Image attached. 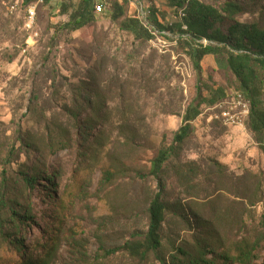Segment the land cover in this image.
Segmentation results:
<instances>
[{"label": "rangeland", "instance_id": "1", "mask_svg": "<svg viewBox=\"0 0 264 264\" xmlns=\"http://www.w3.org/2000/svg\"><path fill=\"white\" fill-rule=\"evenodd\" d=\"M37 1L0 0V264H162L178 249L240 264L245 243L255 246L249 264H264V130L251 131V99L225 55L205 56L197 72L170 0H121L147 40L119 27L111 0L76 31L63 27L67 1ZM198 1L237 3L235 21L264 29V0ZM228 24L215 27L225 34ZM198 102L189 136L165 164L161 248L134 257L124 245L147 231L158 192L152 160ZM257 107L264 111L263 94Z\"/></svg>", "mask_w": 264, "mask_h": 264}, {"label": "trees", "instance_id": "2", "mask_svg": "<svg viewBox=\"0 0 264 264\" xmlns=\"http://www.w3.org/2000/svg\"><path fill=\"white\" fill-rule=\"evenodd\" d=\"M35 0H23L24 5ZM49 0H44L47 3ZM63 13H69V20L63 25L68 31L79 30L95 21L96 7L103 5L104 0H63ZM126 1V0H122ZM172 6L181 10L183 25L177 24L175 27L182 33H187L191 38L188 44V55L197 72L201 71L200 62L208 55H222L226 57V65L238 80L243 92L250 101L249 118H251L250 129L258 136H262L264 130V111L257 107V96L264 95V29L254 24H242L234 20V17L242 12L237 3L226 2L221 9L205 5L198 0H170ZM111 17L114 21L121 20L119 27L136 39L147 40L152 37L149 29L144 26L136 17H126L121 0H111ZM70 11V12H69ZM147 21L158 26L156 18L152 14ZM228 21L226 33L223 34L216 24H223ZM201 39L210 42L221 43L222 46L195 45ZM219 97H212L210 104H213ZM202 102L196 105L191 104L182 116V125L174 133L170 146H162L158 150L156 157L152 160L149 175L157 183L158 192L150 201L148 206V227L140 241L126 243L124 247L134 257L145 256L149 252H157L161 248V230L165 222L167 206L162 200L165 189L163 172L165 164L175 154L177 149L183 144L190 133V122L199 114V107ZM262 137L258 138V141ZM261 141V140H260ZM259 141V142H260ZM35 182V178L25 180L30 186ZM2 184H0L1 186ZM6 207L5 199L0 195V213ZM15 216V213H12ZM255 246L241 244L237 246V261L240 264H249ZM181 257L172 256L162 264H213L205 259V254L201 250L189 254L182 249H178Z\"/></svg>", "mask_w": 264, "mask_h": 264}, {"label": "built area", "instance_id": "3", "mask_svg": "<svg viewBox=\"0 0 264 264\" xmlns=\"http://www.w3.org/2000/svg\"><path fill=\"white\" fill-rule=\"evenodd\" d=\"M37 2L38 3L42 2V0H38ZM14 4L23 5V0H14ZM36 4L25 7L26 10H25L24 28L27 31H31L33 28V24L35 21V15H36V12H35ZM96 11H101V6L98 5L96 7ZM35 35H37V34H35ZM249 108H250V106H249ZM246 112H247V114H249V109L246 108Z\"/></svg>", "mask_w": 264, "mask_h": 264}]
</instances>
